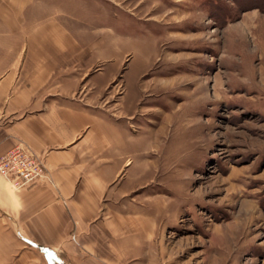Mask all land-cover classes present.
Here are the masks:
<instances>
[{
	"label": "rangeland",
	"instance_id": "1",
	"mask_svg": "<svg viewBox=\"0 0 264 264\" xmlns=\"http://www.w3.org/2000/svg\"><path fill=\"white\" fill-rule=\"evenodd\" d=\"M69 2L124 134L123 264H264V0Z\"/></svg>",
	"mask_w": 264,
	"mask_h": 264
},
{
	"label": "crops",
	"instance_id": "2",
	"mask_svg": "<svg viewBox=\"0 0 264 264\" xmlns=\"http://www.w3.org/2000/svg\"><path fill=\"white\" fill-rule=\"evenodd\" d=\"M69 1L0 0V155L22 144L45 167L26 189L0 177V264H123L133 253L131 229L102 206L129 163L124 134L98 102L106 85L85 81L92 50L56 10Z\"/></svg>",
	"mask_w": 264,
	"mask_h": 264
},
{
	"label": "built area",
	"instance_id": "3",
	"mask_svg": "<svg viewBox=\"0 0 264 264\" xmlns=\"http://www.w3.org/2000/svg\"><path fill=\"white\" fill-rule=\"evenodd\" d=\"M0 177L14 190L26 189L45 177V167L28 146L16 144L0 155Z\"/></svg>",
	"mask_w": 264,
	"mask_h": 264
}]
</instances>
